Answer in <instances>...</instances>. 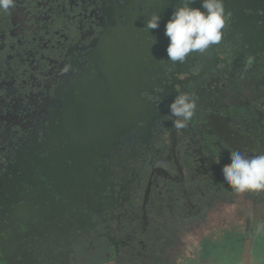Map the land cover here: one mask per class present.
Wrapping results in <instances>:
<instances>
[{
    "label": "flooded vegetation",
    "instance_id": "af4514ba",
    "mask_svg": "<svg viewBox=\"0 0 264 264\" xmlns=\"http://www.w3.org/2000/svg\"><path fill=\"white\" fill-rule=\"evenodd\" d=\"M177 2L14 0L0 10V264H176L184 246L207 252L204 229L181 222L241 193L222 174L234 149L264 153V0H224L221 42L174 64L164 32ZM155 12L159 27L145 31ZM104 45L124 52L112 55L114 84L106 69L96 76ZM181 91L198 107L176 130L168 106ZM93 98L94 111L113 99L122 122L97 133ZM240 195L262 200L264 190Z\"/></svg>",
    "mask_w": 264,
    "mask_h": 264
},
{
    "label": "clouds",
    "instance_id": "9594fccd",
    "mask_svg": "<svg viewBox=\"0 0 264 264\" xmlns=\"http://www.w3.org/2000/svg\"><path fill=\"white\" fill-rule=\"evenodd\" d=\"M195 0H178L174 11L165 23V36L169 43L166 48L168 61L183 63L192 54L204 55L219 44L226 26L224 0H201L200 7H191ZM14 0H0V10L7 12L13 7ZM146 20L144 30L159 27L160 16L157 12ZM249 58L248 63L251 64ZM70 66H65L68 72ZM169 116L176 130L188 127L194 117L197 99L188 92L177 93L169 104ZM224 183L236 192L264 190V153L246 155L242 151L230 153V163L222 168Z\"/></svg>",
    "mask_w": 264,
    "mask_h": 264
},
{
    "label": "rangeland",
    "instance_id": "374dc122",
    "mask_svg": "<svg viewBox=\"0 0 264 264\" xmlns=\"http://www.w3.org/2000/svg\"><path fill=\"white\" fill-rule=\"evenodd\" d=\"M202 175H206L203 173ZM189 181L188 177H184L183 183H187ZM209 183V182H208ZM211 185V183H209ZM215 186V185H212ZM231 193V191H229ZM179 194H183L182 191H178ZM238 193V192H234ZM242 193V192H241ZM239 193L238 195L234 196H229V193H225L224 196L221 198V200H214L213 204L209 205L206 207V205L203 207L204 211V220L202 218H197L193 219V221H189L188 223H182L180 225L181 228H187L191 227V231L193 232L196 229V235L199 233H202V228L204 229L205 233L209 240V244L213 245L211 250L209 252H213V250L220 249L218 254H220L222 251H224V247L220 246L221 243L224 244L225 241H227L228 236H239L241 238L242 243V262L239 264H251V258H252V253H251V248H252V238H257L255 239L256 242H259L260 238L264 236V199L262 200H254L250 195H247L246 197L241 196ZM154 196V195H153ZM162 197V201L165 202L166 194L162 193L160 194ZM186 196V195H184ZM188 198L191 200L195 196V194L192 195H187ZM193 196V197H190ZM173 197H177L176 192L173 193ZM199 197V196H198ZM197 198V202L201 200L199 197ZM182 201H186L185 197L182 198ZM208 202V201H207ZM162 203V202H160ZM180 203V202H179ZM194 203V202H193ZM156 204H158L156 202ZM206 204V203H205ZM182 208L179 206L173 204L172 205V214H177V218H179V215H185L189 216V212H186L188 210V206H185L184 204L181 205ZM163 210H159L156 213L157 218H161L162 215H160ZM169 213V212H168ZM186 217L187 218H190ZM183 220V218H180ZM197 222V223H196ZM196 224L201 227H195ZM131 226V222H126V228ZM225 226L226 228H221ZM224 229L225 232L223 233H216V231H220ZM225 234V235H224ZM214 236V237H211ZM228 235V236H227ZM216 238V240H215ZM207 252V253H209ZM205 253V249H197L193 250V248H187L183 247L182 248V253L179 258L185 259L186 257H191L192 259H196L198 256H202V254ZM197 254L198 256H196ZM193 256V257H192ZM173 262V261H172ZM171 262V264H172ZM175 263V261L173 262ZM182 262L176 264H181ZM107 264H110L107 262ZM201 264H217L216 262L214 263L213 261H204Z\"/></svg>",
    "mask_w": 264,
    "mask_h": 264
},
{
    "label": "water",
    "instance_id": "95a60500",
    "mask_svg": "<svg viewBox=\"0 0 264 264\" xmlns=\"http://www.w3.org/2000/svg\"><path fill=\"white\" fill-rule=\"evenodd\" d=\"M107 44H110V42L107 43ZM110 47H112V46H110V45H104L103 46V48H105V49H103V52H102V58L103 59H101L100 63H98L99 68H98V74H96V76H99V75L102 76L104 74V72L102 73V71L104 69H106V71H107V82H110L111 84H114V82L111 79H112V76H113V68H114V64H115L116 60L112 59V57L116 53H124V52L122 50H120V49H118V50H114V49L108 50V48H110ZM106 49L108 50V53H106ZM107 54H108V56H106ZM104 64H105V66H104ZM101 80H102V77H101ZM116 84H118V82H116ZM101 100L104 103H106L107 107L104 109L103 106H102L101 109L100 110L98 109L97 111H94V105H96V98L88 100V104L90 103L89 109L91 111L90 113H88V115L91 116V114H92V116L94 117L95 121L98 120V122H94V123L96 125L95 128L98 129L97 133H99V134H101L102 131H103V129H102L103 127H101L100 125H103L104 123L108 124L111 121H112L113 124H117L118 122H122V120H123V117H121L120 114L118 113V111H116V109H115L113 99H111V100L110 99H101ZM117 108H118V106H117ZM133 110H134V112L137 111L136 108L133 109ZM129 117L130 118L134 117V113L132 111H131ZM81 128L82 127H80V130L82 132ZM87 129L90 130L89 128H87ZM81 132L77 131V134L80 135ZM85 137H87V136H85ZM99 139L101 140L102 137L99 136ZM73 140H76L78 142V141L81 140V137H79V139H78L77 137H74V134H73ZM74 147H75V145H74ZM76 148H81V146L79 147L77 145ZM88 149H90V148H85V150H88Z\"/></svg>",
    "mask_w": 264,
    "mask_h": 264
},
{
    "label": "trees",
    "instance_id": "16d2710c",
    "mask_svg": "<svg viewBox=\"0 0 264 264\" xmlns=\"http://www.w3.org/2000/svg\"><path fill=\"white\" fill-rule=\"evenodd\" d=\"M201 215V214H200ZM203 216V215H202ZM225 235V234H224ZM228 236V235H227ZM239 236H228L227 241L224 244L221 243L220 246L224 247V251L218 254L220 249L213 250V252H209L212 248V244L209 245L207 252L203 253L202 256H198L196 259H192L191 257H186L185 259L182 258L181 264H201L204 261H213L217 264H239L242 262V242ZM262 243V250L264 251V243ZM258 250L256 251L255 248H252V258L251 264H264V252ZM193 257V256H192Z\"/></svg>",
    "mask_w": 264,
    "mask_h": 264
}]
</instances>
